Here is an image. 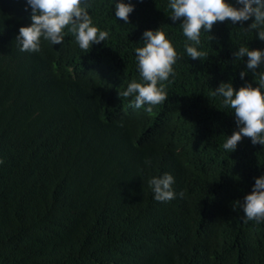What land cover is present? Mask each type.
<instances>
[{
  "label": "trees",
  "instance_id": "16d2710c",
  "mask_svg": "<svg viewBox=\"0 0 264 264\" xmlns=\"http://www.w3.org/2000/svg\"><path fill=\"white\" fill-rule=\"evenodd\" d=\"M133 3L124 24L111 0H91L105 43L81 50L66 33L30 53L15 42L30 9L0 0V264H264V223L236 205L264 172V146L224 150L235 121L210 95L230 76L243 83L235 47L264 42L217 22L207 57L183 55L168 99L146 113L117 93L139 78L142 32L161 25L180 52L185 38L167 0ZM164 171L183 197L153 199L147 181Z\"/></svg>",
  "mask_w": 264,
  "mask_h": 264
},
{
  "label": "clouds",
  "instance_id": "9594fccd",
  "mask_svg": "<svg viewBox=\"0 0 264 264\" xmlns=\"http://www.w3.org/2000/svg\"><path fill=\"white\" fill-rule=\"evenodd\" d=\"M25 10L30 9V23L18 27L15 42L20 51L40 52L42 44L61 45L66 33L73 35L76 46L81 50L106 42L110 32L94 22L89 9L91 0H24ZM113 14L118 21L129 24L130 14L136 4L133 0H111ZM168 16L178 25L183 37V52L161 27L146 28L141 34L139 46L134 48V61L138 79H130L119 97H133L132 107L151 113L154 106L164 103L169 96L167 84L175 79L177 61L186 55L192 60L207 57L202 37L215 40L214 24L226 22L238 26L243 32H254L264 42V0H167ZM251 21L245 24V22ZM235 61L245 65L239 71L243 83L234 87L233 77L221 80L210 95L219 99L222 108L230 109L235 121L231 134L224 133L222 148L230 153L238 148L244 137L251 138L253 145L264 146V47H251L240 43L231 51ZM246 58V59H245ZM251 72L256 81L245 77ZM251 191L236 205L242 209L245 222L264 223V172L253 177ZM156 201L167 202L183 191L177 192L174 175L169 171L151 176L147 181ZM234 205V207L236 206Z\"/></svg>",
  "mask_w": 264,
  "mask_h": 264
}]
</instances>
